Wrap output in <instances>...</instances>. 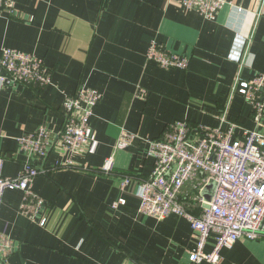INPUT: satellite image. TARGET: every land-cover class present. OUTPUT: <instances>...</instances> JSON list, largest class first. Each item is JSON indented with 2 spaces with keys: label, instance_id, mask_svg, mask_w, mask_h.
Segmentation results:
<instances>
[{
  "label": "crops",
  "instance_id": "0c3cea01",
  "mask_svg": "<svg viewBox=\"0 0 264 264\" xmlns=\"http://www.w3.org/2000/svg\"><path fill=\"white\" fill-rule=\"evenodd\" d=\"M181 1L16 0V15L0 19V49L32 53L50 71L43 87L0 81L3 175L22 169L18 137L41 126L62 129L66 96L82 85L101 94L90 141L72 166L55 168L61 156L54 149L34 159L41 172L33 189L43 199L35 219L21 211L22 191L4 192L0 233L13 241L11 264H191L196 232L187 219L139 212L138 186L154 165L148 148L175 121L233 127L236 139L247 129L264 131V117L254 120L236 90L237 77L264 72V0H226L213 19ZM151 41L186 56L187 67L149 61ZM108 157L113 169L104 173ZM211 190H202L206 199ZM212 243L213 235L206 250ZM217 264H264V220L255 239L222 249Z\"/></svg>",
  "mask_w": 264,
  "mask_h": 264
},
{
  "label": "built area",
  "instance_id": "2783aa9c",
  "mask_svg": "<svg viewBox=\"0 0 264 264\" xmlns=\"http://www.w3.org/2000/svg\"><path fill=\"white\" fill-rule=\"evenodd\" d=\"M226 0H182L186 9L198 11L213 19ZM16 15V0H0V19ZM146 58L163 68L185 69L186 56L168 51L155 41L146 50ZM0 81L43 87L50 82V71L32 53L12 47L0 49ZM236 90L252 105L254 120L264 117V72H256L251 79H236ZM101 94L85 85L63 101L62 129L52 133L46 127L18 137V150L25 160L15 176L2 173L5 157L0 154V205L6 190L23 193L22 213L35 219L33 213L43 205V199L33 189V179L41 170L34 159L45 158L54 149L61 158L55 168L74 164L73 155L86 150L90 141L89 119L100 101ZM148 155L153 169L138 186L139 212L162 219L176 214L187 219L196 232L190 250L191 264H217L220 252L230 248L241 238L255 239L263 230L264 220V131L247 129L241 139L233 136V127L198 125L191 128L184 121H175L164 134L150 141ZM113 158L108 157L101 170L110 173ZM128 181L124 179V183ZM192 190L185 193V187ZM211 185L209 199L202 193ZM187 195L188 197H185ZM119 199L114 206L123 204ZM47 218L38 224L45 226ZM213 235L211 248L205 246ZM14 250L12 239L0 233V264H11Z\"/></svg>",
  "mask_w": 264,
  "mask_h": 264
}]
</instances>
